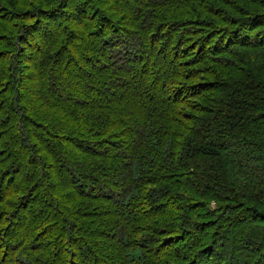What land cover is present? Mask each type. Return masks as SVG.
<instances>
[{"label": "trees", "instance_id": "16d2710c", "mask_svg": "<svg viewBox=\"0 0 264 264\" xmlns=\"http://www.w3.org/2000/svg\"><path fill=\"white\" fill-rule=\"evenodd\" d=\"M0 264H264V0H0Z\"/></svg>", "mask_w": 264, "mask_h": 264}]
</instances>
